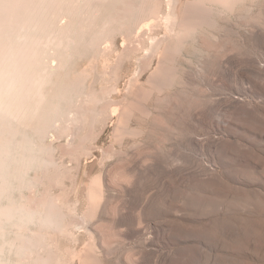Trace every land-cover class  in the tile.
<instances>
[{"label": "rangeland", "instance_id": "rangeland-1", "mask_svg": "<svg viewBox=\"0 0 264 264\" xmlns=\"http://www.w3.org/2000/svg\"><path fill=\"white\" fill-rule=\"evenodd\" d=\"M227 4L0 0V264H264V0Z\"/></svg>", "mask_w": 264, "mask_h": 264}, {"label": "bare ground", "instance_id": "bare-ground-1", "mask_svg": "<svg viewBox=\"0 0 264 264\" xmlns=\"http://www.w3.org/2000/svg\"><path fill=\"white\" fill-rule=\"evenodd\" d=\"M204 1L206 3V6H205V9L203 11L193 10L192 12L196 16H194L192 18L184 17L182 20H179V22L189 21V22H191L192 24H195V25H200L202 23H205L208 20V17H209L208 16L209 15L208 12H209V10H211V5H216V4L217 5H224V4H227L230 0H204ZM164 20H165V23H169L170 22L169 13H167V15L165 16V19ZM177 21H178V18H177ZM6 166L7 165L5 164V162L0 161V174H1V176L5 174V172H6V170H5L6 169ZM10 215H12V212H10Z\"/></svg>", "mask_w": 264, "mask_h": 264}]
</instances>
